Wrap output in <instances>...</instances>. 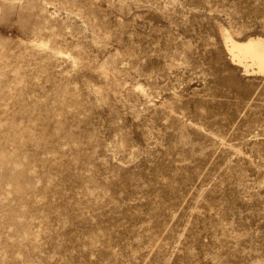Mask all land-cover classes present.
Segmentation results:
<instances>
[{"label":"rangeland","instance_id":"374dc122","mask_svg":"<svg viewBox=\"0 0 264 264\" xmlns=\"http://www.w3.org/2000/svg\"><path fill=\"white\" fill-rule=\"evenodd\" d=\"M264 0H0V264H264Z\"/></svg>","mask_w":264,"mask_h":264},{"label":"bare ground","instance_id":"6f19581e","mask_svg":"<svg viewBox=\"0 0 264 264\" xmlns=\"http://www.w3.org/2000/svg\"><path fill=\"white\" fill-rule=\"evenodd\" d=\"M224 46L233 63L241 67L244 73L264 74V39L250 37L238 42L228 33L222 34Z\"/></svg>","mask_w":264,"mask_h":264}]
</instances>
